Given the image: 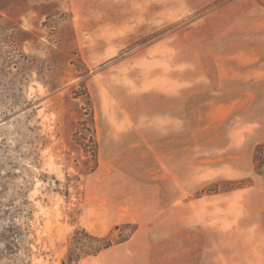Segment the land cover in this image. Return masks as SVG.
Masks as SVG:
<instances>
[{"label":"rangeland","instance_id":"obj_1","mask_svg":"<svg viewBox=\"0 0 264 264\" xmlns=\"http://www.w3.org/2000/svg\"><path fill=\"white\" fill-rule=\"evenodd\" d=\"M262 143L264 0H0V264H264Z\"/></svg>","mask_w":264,"mask_h":264},{"label":"trees","instance_id":"obj_2","mask_svg":"<svg viewBox=\"0 0 264 264\" xmlns=\"http://www.w3.org/2000/svg\"><path fill=\"white\" fill-rule=\"evenodd\" d=\"M253 164L256 174L264 180V143L255 148L253 154Z\"/></svg>","mask_w":264,"mask_h":264},{"label":"crops","instance_id":"obj_3","mask_svg":"<svg viewBox=\"0 0 264 264\" xmlns=\"http://www.w3.org/2000/svg\"><path fill=\"white\" fill-rule=\"evenodd\" d=\"M251 70V69H250ZM262 83V82H261ZM212 99H210V101H211ZM226 103H228V100H226Z\"/></svg>","mask_w":264,"mask_h":264}]
</instances>
